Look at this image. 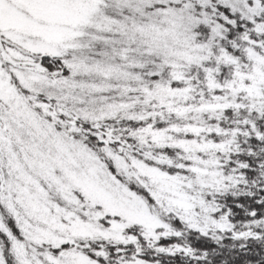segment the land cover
<instances>
[{"label":"snow or ice","instance_id":"snow-or-ice-1","mask_svg":"<svg viewBox=\"0 0 264 264\" xmlns=\"http://www.w3.org/2000/svg\"><path fill=\"white\" fill-rule=\"evenodd\" d=\"M0 264H264V0H0Z\"/></svg>","mask_w":264,"mask_h":264}]
</instances>
